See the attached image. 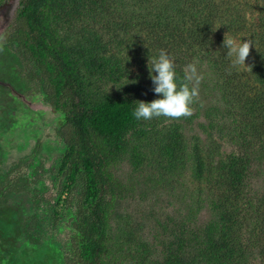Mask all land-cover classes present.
Here are the masks:
<instances>
[{
	"label": "trees",
	"instance_id": "16d2710c",
	"mask_svg": "<svg viewBox=\"0 0 264 264\" xmlns=\"http://www.w3.org/2000/svg\"><path fill=\"white\" fill-rule=\"evenodd\" d=\"M261 4L264 0H19L5 41L61 113L57 132L66 150L56 173L55 206L72 204L82 186L70 264H118L111 229L120 215L123 183L113 168L128 156L142 159L144 136L158 132L150 151L166 174L186 167L189 148L182 129L193 115L162 126L156 118L133 115L138 101L159 98L148 60L162 49L174 61L178 82L188 64L210 68L220 104L205 115L235 149L225 153L213 135L209 145L198 140L191 153L197 190L192 204L206 202L211 215L199 222L194 206L178 219H157L152 229L162 254L156 264L253 259L264 264V189L252 187L253 160H264ZM220 31L252 39L247 69L232 66ZM133 67L140 69L136 78L130 76ZM25 167L21 161L0 180V206L11 193L25 190ZM60 211L56 207L54 216Z\"/></svg>",
	"mask_w": 264,
	"mask_h": 264
},
{
	"label": "rangeland",
	"instance_id": "374dc122",
	"mask_svg": "<svg viewBox=\"0 0 264 264\" xmlns=\"http://www.w3.org/2000/svg\"><path fill=\"white\" fill-rule=\"evenodd\" d=\"M18 3L19 0H0V180L22 161L26 163L22 171L28 185L23 191L11 193L8 203L0 206V264H70L76 202L82 186L76 188L72 204L55 206L56 173L66 150L57 132L61 113L47 102L38 81L31 79L18 53L5 41V30ZM256 21V16L250 18L252 24ZM225 33L219 34L225 37ZM228 35L237 41L249 40L247 35ZM249 63L248 57L246 64ZM196 66L203 81L199 99L192 105L193 118L182 129L189 148L186 167L168 174L159 167L158 156L150 151L151 144L159 141L154 129L141 139L148 146L143 148L138 163L128 156L113 168L123 183L120 215L112 220L111 229V247L118 264H156L162 254L158 234L152 229L156 220L178 219L195 206L192 203L197 190L191 153L198 140L209 145L213 135L215 144L219 142L225 153L235 149L227 137H221L219 128L211 127L205 115L209 106L220 102L219 92L214 88L210 68L198 62ZM133 68L130 76L136 78L140 69ZM156 119L159 126L173 120ZM131 134L135 137V130ZM252 185L256 190L264 189V160H253ZM56 207L61 210L58 216H54ZM194 209L199 222L207 221L211 215L206 202ZM248 264L259 263L253 259Z\"/></svg>",
	"mask_w": 264,
	"mask_h": 264
},
{
	"label": "clouds",
	"instance_id": "9594fccd",
	"mask_svg": "<svg viewBox=\"0 0 264 264\" xmlns=\"http://www.w3.org/2000/svg\"><path fill=\"white\" fill-rule=\"evenodd\" d=\"M253 44L252 39L237 41L228 32L225 33L223 48L227 50L226 55L231 58L233 67L248 66L246 60ZM148 68L154 85L153 91L159 98L151 102L138 101L134 117L147 121L159 117L176 120L193 115L192 105L199 99V86L203 81V75L198 72L196 64L186 65L183 77L178 82L174 61L162 49L158 57L150 56Z\"/></svg>",
	"mask_w": 264,
	"mask_h": 264
}]
</instances>
